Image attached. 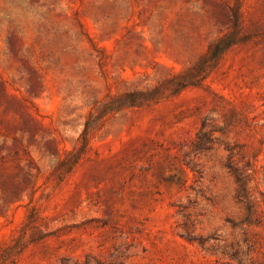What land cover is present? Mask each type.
<instances>
[{
    "label": "rangeland",
    "instance_id": "rangeland-1",
    "mask_svg": "<svg viewBox=\"0 0 264 264\" xmlns=\"http://www.w3.org/2000/svg\"><path fill=\"white\" fill-rule=\"evenodd\" d=\"M204 84L122 110L75 168L96 100L180 72ZM0 264H264V0H0Z\"/></svg>",
    "mask_w": 264,
    "mask_h": 264
},
{
    "label": "trees",
    "instance_id": "trees-1",
    "mask_svg": "<svg viewBox=\"0 0 264 264\" xmlns=\"http://www.w3.org/2000/svg\"><path fill=\"white\" fill-rule=\"evenodd\" d=\"M231 16L229 32L211 42L197 60L182 71L170 73L150 87L128 89L96 100L86 116L78 144L56 166L58 180L61 181L75 168L86 153L91 139L110 116L128 108L154 105L179 95L187 88L203 85L224 54L247 38V34L242 32V16L237 4L232 8Z\"/></svg>",
    "mask_w": 264,
    "mask_h": 264
}]
</instances>
